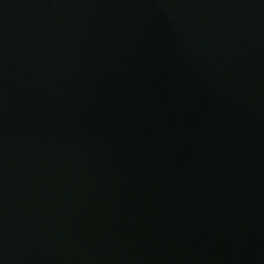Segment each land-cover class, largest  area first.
Masks as SVG:
<instances>
[{"label": "water", "instance_id": "obj_1", "mask_svg": "<svg viewBox=\"0 0 264 264\" xmlns=\"http://www.w3.org/2000/svg\"><path fill=\"white\" fill-rule=\"evenodd\" d=\"M0 264H264V0H0Z\"/></svg>", "mask_w": 264, "mask_h": 264}]
</instances>
